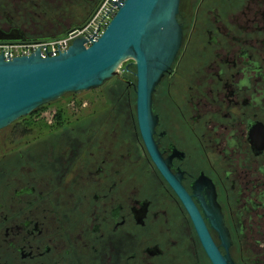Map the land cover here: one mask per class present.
I'll list each match as a JSON object with an SVG mask.
<instances>
[{"label":"flooded vegetation","instance_id":"1","mask_svg":"<svg viewBox=\"0 0 264 264\" xmlns=\"http://www.w3.org/2000/svg\"><path fill=\"white\" fill-rule=\"evenodd\" d=\"M97 2L0 0V35L57 37ZM180 2L181 46L152 92L174 186L116 82L101 125L0 157V264H211L183 199L230 264H264V0Z\"/></svg>","mask_w":264,"mask_h":264},{"label":"water","instance_id":"2","mask_svg":"<svg viewBox=\"0 0 264 264\" xmlns=\"http://www.w3.org/2000/svg\"><path fill=\"white\" fill-rule=\"evenodd\" d=\"M179 2L122 0L115 3L117 10L101 34L96 39L89 38L87 46L84 37H75L54 56L41 57L38 49L9 60L0 54V129L66 93L98 88L116 74L122 62L131 60L135 69L134 112L139 136L151 160L174 186L152 139L156 123L152 92L181 46ZM2 39L22 38L0 35ZM183 201L211 264H230L226 256L217 253L192 209Z\"/></svg>","mask_w":264,"mask_h":264},{"label":"rangeland","instance_id":"3","mask_svg":"<svg viewBox=\"0 0 264 264\" xmlns=\"http://www.w3.org/2000/svg\"><path fill=\"white\" fill-rule=\"evenodd\" d=\"M183 1L180 2V8ZM134 71L131 60H126L119 65L116 74L98 88L78 94L66 93L38 106L28 115L17 118L0 129V157L15 154L19 150L29 149L32 152L42 149L43 143H49L50 134L58 131L55 125L64 127L83 123L94 128L101 125L113 106L109 88L116 82L122 87L127 118L134 119Z\"/></svg>","mask_w":264,"mask_h":264},{"label":"built area","instance_id":"4","mask_svg":"<svg viewBox=\"0 0 264 264\" xmlns=\"http://www.w3.org/2000/svg\"><path fill=\"white\" fill-rule=\"evenodd\" d=\"M122 0H98L92 13L80 25L64 34L54 38L37 41H0V54L4 60H9L15 56L28 55L38 49L40 56H54L64 51L75 37H84L87 46L88 39H96L103 31L112 15L117 10L115 3Z\"/></svg>","mask_w":264,"mask_h":264},{"label":"trees","instance_id":"5","mask_svg":"<svg viewBox=\"0 0 264 264\" xmlns=\"http://www.w3.org/2000/svg\"><path fill=\"white\" fill-rule=\"evenodd\" d=\"M83 22H84V21H83ZM83 22H81V23H83ZM81 23H80V24H81ZM80 24H79V25H80Z\"/></svg>","mask_w":264,"mask_h":264}]
</instances>
